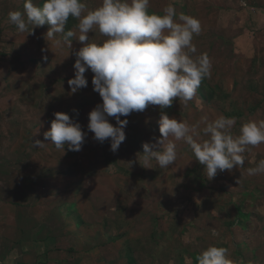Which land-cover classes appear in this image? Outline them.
I'll return each instance as SVG.
<instances>
[{"label":"rangeland","instance_id":"1","mask_svg":"<svg viewBox=\"0 0 264 264\" xmlns=\"http://www.w3.org/2000/svg\"><path fill=\"white\" fill-rule=\"evenodd\" d=\"M33 2L42 7L43 0ZM85 2L91 10L102 0ZM169 3L201 21L202 32L193 39L196 55L207 53L213 67L187 107L176 98L163 111L200 124L197 131L203 118L212 122L220 115L237 118L235 134L248 120H264V0H151L149 13L163 15ZM23 5L0 0V212L8 209L4 220L11 224L0 229V264H198L209 245L228 248L233 264H264V174H247L264 159V144L244 153V167L211 180L183 141H175L178 157L169 168L155 161L145 168L142 145L161 135L160 106L149 105L121 116L129 121L126 139L113 153L110 140L100 143L87 128L89 113L103 103L93 90L94 74L85 73L88 86L75 94L68 85L83 45L76 37L72 48L58 45L63 34L46 37L48 24L19 32L8 13L23 12ZM78 23L71 18L65 32L78 37ZM89 37L90 43L106 39L98 32ZM56 112L69 114L87 133L81 151L67 144L58 150L44 139ZM36 140L45 146L35 147ZM15 177L36 187L35 198L30 192L28 199L11 197ZM67 210L76 214L63 219ZM15 219L23 222L22 231ZM50 225L55 242L41 260L42 247L23 242L29 235V244H39Z\"/></svg>","mask_w":264,"mask_h":264},{"label":"clouds","instance_id":"2","mask_svg":"<svg viewBox=\"0 0 264 264\" xmlns=\"http://www.w3.org/2000/svg\"><path fill=\"white\" fill-rule=\"evenodd\" d=\"M150 6L151 0H102L99 7L89 10L85 0H45L42 7L33 0H24L23 12L10 11L8 22L21 33L29 31L28 25L48 24L46 37L63 34V41L57 40L58 45L63 43L72 48L73 37L83 45L75 52V75L68 85L75 94L88 86L85 73L91 70L94 74L93 90L99 93L103 103L89 113L87 128L100 143L110 140L113 153L126 139L125 127L129 121L121 116L158 105L161 135L154 143H143L142 164L138 158L140 165L151 169L155 161L160 169L169 168L178 157L175 141H183L205 166L209 180L218 172L244 167V153L264 144V120H248L241 124L239 134H235L237 118L220 115L212 122L203 118L201 123L205 126L197 131L200 124L190 126L187 121L170 118L163 111L176 98L187 107L202 82L211 78L213 65L207 53L196 55L193 39L202 32L198 18L178 14L171 3L163 8V15L149 13ZM69 17L79 21L78 37L74 30L65 32ZM95 32L106 39L90 43L89 33ZM73 111L78 116V110ZM54 117L44 139L58 150L64 151L67 144L69 150L81 151L87 136L81 124L67 113L56 112ZM110 117L115 118V125ZM45 144L41 140L33 143L39 148ZM134 162L128 163L132 166ZM247 174H264V159L256 167L248 168ZM197 262L233 264L229 249L215 245L204 249Z\"/></svg>","mask_w":264,"mask_h":264},{"label":"crops","instance_id":"3","mask_svg":"<svg viewBox=\"0 0 264 264\" xmlns=\"http://www.w3.org/2000/svg\"><path fill=\"white\" fill-rule=\"evenodd\" d=\"M264 5V4H263ZM258 19H260L259 17H258ZM17 146H18V144H17ZM5 176V172L4 173H2L1 174V179L3 178ZM21 177L20 178H18V177H15L13 180H10L9 181V188L11 189V192L12 193H10L11 194V197H16L17 196V194H19V198L22 200L23 199V197H24V199H28V198H31V197H33V198H35V196H34V194H33V192H32V190L34 191L35 190V186L34 185H27V181L25 180V182H23V180L21 179ZM26 179H27V176H26ZM2 182H4L3 180H1ZM5 183V182H4ZM24 184H26V186L24 185ZM30 192V193H29ZM32 192V193H31ZM4 193H6V191L4 190ZM28 193H29V195L31 196V197H29L28 196ZM31 207V206H30ZM30 209H32V207L30 208ZM8 210V209H7ZM7 210H4V206H2L1 207V212H0V229H4L3 231H5L6 229H7V227L6 226H8L9 227V229H11L10 227L11 226H9V225H11V224H7L6 223V221L4 220V215H5V212L7 211ZM33 210V209H32ZM21 214V213H20ZM46 214V213H45ZM76 213L74 212V210L72 211H70V210H67V213L65 214V216H64V218L63 219H66V217H68L69 218V216L70 215H75ZM40 219V218H39ZM16 220V222H17V227H19V229H17V230H20V231H22V229H21V227L20 226H22V225H24V224H22L23 222L21 221L20 223H18V220L17 219H15ZM80 220V219H79ZM76 221H77V219H76ZM80 222H81V220H80ZM36 223H38V222H36ZM38 226H40L39 224L36 226L37 228H38ZM48 228H49V232L47 231V234H42L41 236H39V237H42V238H39L38 239V243L39 244H35V242L33 241V244H29V243H31V241H28L29 240V238H32V236H27V237H29L28 239H26V241H24L23 243H24V247H26V248H30L31 249V247L32 246H36L37 248H40V247H42V251H40L39 249V251H38V254H40L41 255V260H46L44 257H46L47 256V254H48V251L47 250H49L50 251V249H51V247L53 246V242H55V238H54V235H53V231H54V229H52L53 227H52V225H50V226H48ZM39 229V228H38ZM39 230H41V228L39 229ZM48 230V229H47ZM64 230V229H63ZM20 244H22V242H20ZM21 246V245H20ZM30 249H29V251H30ZM28 249H25L24 251H27ZM32 251V250H31ZM34 251V250H33ZM46 262V261H45Z\"/></svg>","mask_w":264,"mask_h":264},{"label":"trees","instance_id":"4","mask_svg":"<svg viewBox=\"0 0 264 264\" xmlns=\"http://www.w3.org/2000/svg\"><path fill=\"white\" fill-rule=\"evenodd\" d=\"M44 2H45V0H43V3H44ZM42 6H43V4H42ZM71 18H72V17H69V20H68V22H67L68 25H70Z\"/></svg>","mask_w":264,"mask_h":264}]
</instances>
